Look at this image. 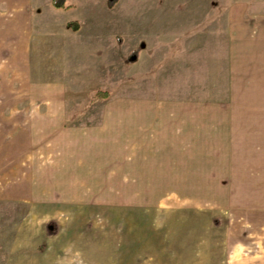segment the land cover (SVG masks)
Returning <instances> with one entry per match:
<instances>
[{
  "label": "rangeland",
  "instance_id": "1",
  "mask_svg": "<svg viewBox=\"0 0 264 264\" xmlns=\"http://www.w3.org/2000/svg\"><path fill=\"white\" fill-rule=\"evenodd\" d=\"M241 3L61 10L88 55L68 45L60 113L0 176V264H264V0L235 26Z\"/></svg>",
  "mask_w": 264,
  "mask_h": 264
},
{
  "label": "crops",
  "instance_id": "2",
  "mask_svg": "<svg viewBox=\"0 0 264 264\" xmlns=\"http://www.w3.org/2000/svg\"><path fill=\"white\" fill-rule=\"evenodd\" d=\"M248 2L236 6L243 10L234 8L230 12L235 26L240 19L247 26ZM65 5L57 7L54 0H0V176L4 177L1 179L12 178L14 155L18 157L28 151L30 115L60 113L62 78L76 82V74L67 68L72 61L65 54L68 45L83 44L88 55L86 41H82L88 33L84 25L75 20L81 23V28L72 31L69 23L74 20H64L61 15V10L75 7V0H67ZM237 32L246 45L251 38L247 35L248 28L230 30L232 43L238 39ZM34 92L42 100L30 105ZM46 98L53 101L41 104ZM14 130L27 133L21 132L14 138Z\"/></svg>",
  "mask_w": 264,
  "mask_h": 264
},
{
  "label": "trees",
  "instance_id": "3",
  "mask_svg": "<svg viewBox=\"0 0 264 264\" xmlns=\"http://www.w3.org/2000/svg\"><path fill=\"white\" fill-rule=\"evenodd\" d=\"M67 0H54V5L57 6V7H64L65 6V3H66ZM116 0H109L110 4L113 5V3L115 2ZM79 23H73V22H70L69 23V26H74L76 27V29L79 27L78 26ZM139 53H140V49H135L133 50L130 55H129V61L130 62H134L137 57L139 56ZM98 95H102V96H105L106 93H101V92H98L97 93Z\"/></svg>",
  "mask_w": 264,
  "mask_h": 264
}]
</instances>
